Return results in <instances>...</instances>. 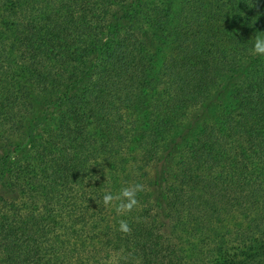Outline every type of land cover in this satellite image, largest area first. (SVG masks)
Masks as SVG:
<instances>
[{
	"label": "trees",
	"instance_id": "obj_1",
	"mask_svg": "<svg viewBox=\"0 0 264 264\" xmlns=\"http://www.w3.org/2000/svg\"><path fill=\"white\" fill-rule=\"evenodd\" d=\"M262 31L264 0H0V264H264Z\"/></svg>",
	"mask_w": 264,
	"mask_h": 264
},
{
	"label": "clouds",
	"instance_id": "obj_2",
	"mask_svg": "<svg viewBox=\"0 0 264 264\" xmlns=\"http://www.w3.org/2000/svg\"><path fill=\"white\" fill-rule=\"evenodd\" d=\"M252 52L257 56H264V31L255 35L252 42ZM143 191V185L136 183L126 187H122L118 193L105 191L103 194V203L105 206H114L118 214L131 212L133 207L137 205V194ZM119 230L127 233L130 231L128 222L120 220Z\"/></svg>",
	"mask_w": 264,
	"mask_h": 264
}]
</instances>
